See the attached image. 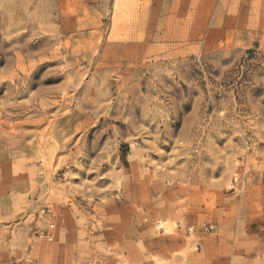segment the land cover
<instances>
[{
    "label": "rangeland",
    "instance_id": "1",
    "mask_svg": "<svg viewBox=\"0 0 264 264\" xmlns=\"http://www.w3.org/2000/svg\"><path fill=\"white\" fill-rule=\"evenodd\" d=\"M146 6L0 0V264H264V0Z\"/></svg>",
    "mask_w": 264,
    "mask_h": 264
},
{
    "label": "crops",
    "instance_id": "2",
    "mask_svg": "<svg viewBox=\"0 0 264 264\" xmlns=\"http://www.w3.org/2000/svg\"><path fill=\"white\" fill-rule=\"evenodd\" d=\"M141 2H147L146 12L148 17H151L154 20L155 14H164L161 15L162 19L165 21L171 20L172 25L171 29L174 31L179 30L181 24L180 12L182 8V0H140ZM158 16V17H161ZM164 17V18H163Z\"/></svg>",
    "mask_w": 264,
    "mask_h": 264
},
{
    "label": "built area",
    "instance_id": "3",
    "mask_svg": "<svg viewBox=\"0 0 264 264\" xmlns=\"http://www.w3.org/2000/svg\"><path fill=\"white\" fill-rule=\"evenodd\" d=\"M49 227H50V229L54 228V224H50ZM46 237L48 238L49 241H51V240L53 239V235H52L51 232H48V233L46 234Z\"/></svg>",
    "mask_w": 264,
    "mask_h": 264
},
{
    "label": "bare ground",
    "instance_id": "4",
    "mask_svg": "<svg viewBox=\"0 0 264 264\" xmlns=\"http://www.w3.org/2000/svg\"><path fill=\"white\" fill-rule=\"evenodd\" d=\"M166 229H167V230H170L169 226L166 225Z\"/></svg>",
    "mask_w": 264,
    "mask_h": 264
}]
</instances>
